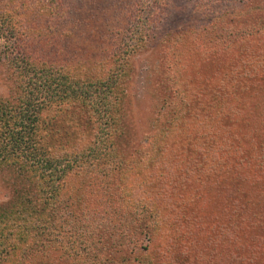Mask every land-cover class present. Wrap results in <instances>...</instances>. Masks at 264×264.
<instances>
[{
	"label": "trees",
	"instance_id": "1",
	"mask_svg": "<svg viewBox=\"0 0 264 264\" xmlns=\"http://www.w3.org/2000/svg\"><path fill=\"white\" fill-rule=\"evenodd\" d=\"M13 2L21 1H6ZM127 2L119 0L114 6L122 4L126 11ZM21 4H28L20 13L32 21L39 23L47 19L43 28L38 29L40 36L31 28L38 37V53L43 61L38 65L28 63L26 68L23 65L18 67L12 82L13 97H0V167H14L21 174L20 181L11 185L15 202L11 200L0 209V264H91L85 262L83 254L94 257L112 228L106 225L96 228L95 221L90 222L87 213L77 214L87 208L93 212L89 213L90 218L99 217V214L103 217L106 211L101 208L96 213L97 206L79 201L81 197L77 194L83 189L70 192L67 183L88 176V184L95 193L101 191L100 195L104 196L112 182L101 167L100 160L104 158L101 148L104 151L112 145L113 122L117 117L115 112L120 95L116 79L122 72L116 71L115 80L108 82L96 74L99 70H95L92 61L88 62L86 69H77L81 62L72 60L65 39L48 37L58 25H49L45 6L54 10L60 6L58 0H26ZM152 7L153 4L142 10L137 18H133L135 21H126L130 32L127 37L131 41L140 30L131 47L138 48L141 38L151 31L149 16L153 14ZM9 11L10 8L4 9V13ZM126 16L130 17L127 13ZM258 19V22L252 20L246 25L249 32L236 38L233 44L236 52L249 54L248 60L239 61L233 67L231 62L236 58L228 55L231 50L223 49L224 57L232 60H226L230 63L222 64L220 69L226 66L222 68L231 73H228L230 79L221 83L220 88L212 89L217 96H199L198 88L194 93L196 96L188 97L187 91L176 88L170 97L172 115H169L168 127L163 133L172 141L169 155L160 160L162 139L156 136L132 156L131 163L145 165L140 178L144 179V185H148L144 190L150 185L152 189L146 191L153 194L146 193L150 196L147 198L136 197L126 172L122 173L120 180H114L121 190L115 194L114 202L125 203V209L138 205L136 208L145 212L144 217L151 222L152 225L148 226L152 229L158 224L164 227L165 223L176 229L178 226L182 228L181 233L174 234L173 242L150 231L149 244L153 250L158 245L157 258L146 256L140 264H162L163 261L165 264H187L188 260L196 259L199 264H211L214 258L216 261L215 256L221 252L214 250L217 240L210 237L208 226L206 229L202 224L208 219L202 212L211 207L215 209L217 196L222 197L218 201L221 211L216 209L208 220L218 227L221 236L250 230L263 229L264 232V225L257 215L261 212L258 208H264V112H261L264 94L261 92L263 86L255 83L259 73L264 74V16ZM96 26L101 28L99 24ZM23 30L26 31L25 26ZM121 47L124 49L120 48L113 55L116 57L114 62L123 53L132 52L125 41ZM9 57L8 64L9 59H16ZM236 68L239 70L233 72ZM178 71H173V78L170 73L168 77L175 80L174 74ZM79 73L87 83H76ZM232 80L236 83L233 84ZM228 88L235 99H239L238 108L240 105L241 111H246L241 119L244 130L236 124L240 121L235 114L238 110L226 103ZM59 100L61 107L55 109ZM62 111L66 114L59 118ZM216 124L223 126L227 133L222 128L216 133ZM244 170H248L244 176L237 175ZM203 175L208 177V182L203 181L206 180ZM29 185L34 189L35 201L30 200ZM220 188L225 192H219ZM193 189L196 192H192ZM171 190L174 192L170 194ZM178 191L185 194L181 196ZM173 199L177 200V205ZM193 202L196 213L187 210L184 214L183 207L186 209ZM172 206L177 207L175 213L169 210ZM171 214H174L173 219H170Z\"/></svg>",
	"mask_w": 264,
	"mask_h": 264
},
{
	"label": "rangeland",
	"instance_id": "2",
	"mask_svg": "<svg viewBox=\"0 0 264 264\" xmlns=\"http://www.w3.org/2000/svg\"><path fill=\"white\" fill-rule=\"evenodd\" d=\"M6 1L0 0V9L3 8L0 10V97L11 99L14 95L12 82L17 74V68L21 65L26 68L28 63L38 65L43 61L39 56L36 41L38 42L37 36H40L38 29L40 26L43 28L47 18L38 23L32 21L29 16L21 14L24 6L28 5L21 4V2H26V0H20V3H6ZM58 1L60 6L54 10L51 7L54 3H50L51 6H45L46 15L50 20L49 25H58L57 29L50 31L51 34L48 37L60 36L65 39L64 44L69 49L72 60L81 62L77 69H86L85 66L92 61L95 70H99L96 74L100 79L109 80L108 82L115 80L116 71L122 72L120 78L116 79V85L120 87V95L118 109L115 112L117 117L113 122L115 131L111 138L112 145L107 147L106 151L101 148V153L104 152L102 155L104 158L100 160L101 167L112 182L107 189L105 188L104 196L100 195L101 191L95 193L94 188L88 184V176L84 180L74 178L67 183V186L70 184L68 186L71 187L70 192L77 188L83 189L77 194L81 197L79 201L97 206L96 213L101 208L106 211L103 217L99 214V217L94 215L90 218L89 213L93 214V212L87 208L78 211L77 214L87 213L89 221H95L96 228L104 225L112 228L108 237L98 247L99 251L94 253L95 256L83 254V259L91 264L120 262L140 264L141 259L146 256L150 257V255L155 259L158 245L153 250L154 247L149 244L150 231L158 232L161 235L160 238L173 242L174 234L178 231L181 233L182 228L178 226L176 229L165 223L164 227L158 224L152 229L148 226V224L152 225L151 222L144 217L145 212L142 213L136 208L138 205H131L130 208L125 209L123 208L125 203L114 202L115 194L121 192L114 180H120L122 173L126 172V177L131 181V190L135 192L136 197L147 198L150 196L146 193L153 194V192L146 191L152 189L150 185L144 190V186L148 185H144V179L140 178L145 165L131 163L132 156L134 157L138 149L146 147L156 136L162 139L160 160L169 155L172 141H169L168 135L164 137L163 133H166L169 115H172L170 107L173 101L170 97L172 98L176 88L187 91L188 97L196 96L194 93L198 88L199 96H217L212 89L220 88L221 83L230 79L228 73H231L222 68L226 66L220 69L222 64H229L230 62L227 61L231 59L224 57L226 54L223 49L226 47L229 51L231 50L232 52H228V55L236 58L231 62L233 67L237 66L236 63L239 61L248 60L249 54L236 52L233 44L237 41L236 38L241 35L245 36L246 32H249L246 25L252 20L256 23L259 21L258 18L264 16V0H128L126 11L123 10L122 4L114 6L119 3V0ZM152 4L153 14L149 16L152 21L151 31L148 36L144 35L141 38L138 48L137 46L131 47V43L136 41L137 36L140 35V30L134 34L131 41L127 37L130 34L127 27L130 22L135 21L133 18H137L142 10H147ZM9 8L11 11L4 13V9ZM126 13L130 16L129 18ZM96 24H99L101 28H96ZM23 26L26 27L25 32ZM32 27L34 28L33 33L38 31L37 36L31 32ZM16 35L20 37V41H17ZM124 41L128 47H131L132 52L123 53L117 62H114L116 57L113 55L120 48L124 49L121 47ZM18 49L23 53L18 51L14 54ZM9 56L16 58L9 59L10 64L7 59ZM12 60L19 62H11ZM181 65L183 67L180 68ZM239 69L236 68L233 72ZM174 70L179 71L174 74L177 78L172 81ZM168 73L171 74V78L168 77ZM77 78L76 83H87L83 81L82 73H79ZM232 82L236 83L235 80ZM255 83L263 86L261 92L264 94V74L262 72L255 78ZM226 96V103L238 110L235 114L238 115L240 121L236 124L244 130L241 119L246 111H241L240 105L238 108L239 99H235L231 89L226 92ZM56 102L55 109L60 108L61 101ZM261 112H264V108ZM64 113L59 118H64ZM220 128L225 134L227 133L223 126L214 125L216 133H219ZM246 171L248 170L239 172L237 175L244 176ZM202 177L204 179L206 177L203 181L208 182L206 175ZM20 178L21 174L14 167L8 166L2 169L0 167V209H4L11 200L15 202L11 185L18 183ZM200 178L196 180L199 181ZM97 179H100V176H97ZM160 182L163 181L160 180ZM234 184L237 185V182ZM218 191L225 192L222 188ZM33 192L34 189L30 187L28 193L31 201H35ZM173 192L171 190L169 193ZM192 192L196 191L193 189ZM248 193L246 191L247 195ZM184 194L182 193L181 196ZM217 197L218 200L214 201L215 209L211 207L210 210H204L203 217L209 219L212 212L216 209L220 210L218 201L222 197ZM177 199L181 204L180 197ZM173 201L177 205V200L173 199ZM258 209L261 210L257 213L258 218L264 225V208L260 206ZM169 210L175 213L177 207L172 206ZM183 210L184 214L187 210L191 213L194 210L193 212L196 213L195 203L193 202L186 209L183 207ZM173 218L174 214H171L170 219ZM208 219L202 224L206 225V229L208 226L210 237L217 240L213 245L214 250L221 252L215 256L216 261L212 256L214 259L211 264H264L263 229L242 231L236 235L233 233V235L223 237L219 234L218 227L211 225ZM160 263L165 264L164 261ZM187 264H199V262L197 259L188 260Z\"/></svg>",
	"mask_w": 264,
	"mask_h": 264
}]
</instances>
